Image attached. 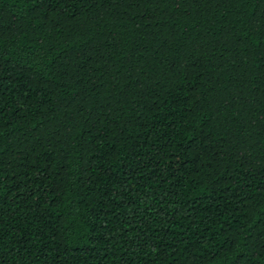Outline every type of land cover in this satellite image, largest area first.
<instances>
[{
  "label": "trees",
  "instance_id": "1",
  "mask_svg": "<svg viewBox=\"0 0 264 264\" xmlns=\"http://www.w3.org/2000/svg\"><path fill=\"white\" fill-rule=\"evenodd\" d=\"M0 264H264V0H0Z\"/></svg>",
  "mask_w": 264,
  "mask_h": 264
}]
</instances>
